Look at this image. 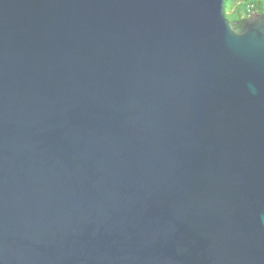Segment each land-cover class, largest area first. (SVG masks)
Wrapping results in <instances>:
<instances>
[{
	"label": "water",
	"instance_id": "1",
	"mask_svg": "<svg viewBox=\"0 0 264 264\" xmlns=\"http://www.w3.org/2000/svg\"><path fill=\"white\" fill-rule=\"evenodd\" d=\"M0 264H264V14L0 0Z\"/></svg>",
	"mask_w": 264,
	"mask_h": 264
},
{
	"label": "trees",
	"instance_id": "2",
	"mask_svg": "<svg viewBox=\"0 0 264 264\" xmlns=\"http://www.w3.org/2000/svg\"><path fill=\"white\" fill-rule=\"evenodd\" d=\"M264 13V0H224V12L230 22H240L246 18L247 9Z\"/></svg>",
	"mask_w": 264,
	"mask_h": 264
},
{
	"label": "built area",
	"instance_id": "3",
	"mask_svg": "<svg viewBox=\"0 0 264 264\" xmlns=\"http://www.w3.org/2000/svg\"><path fill=\"white\" fill-rule=\"evenodd\" d=\"M254 12H256V11H254L252 7H249V8L247 9V12L245 13V16L248 17L249 15H251V14L254 13ZM263 14H264V13H263Z\"/></svg>",
	"mask_w": 264,
	"mask_h": 264
},
{
	"label": "rangeland",
	"instance_id": "4",
	"mask_svg": "<svg viewBox=\"0 0 264 264\" xmlns=\"http://www.w3.org/2000/svg\"><path fill=\"white\" fill-rule=\"evenodd\" d=\"M227 20H229V17H227Z\"/></svg>",
	"mask_w": 264,
	"mask_h": 264
}]
</instances>
